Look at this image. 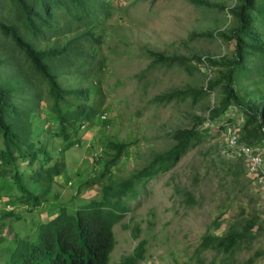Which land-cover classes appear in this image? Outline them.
<instances>
[{
  "label": "rangeland",
  "instance_id": "1",
  "mask_svg": "<svg viewBox=\"0 0 264 264\" xmlns=\"http://www.w3.org/2000/svg\"><path fill=\"white\" fill-rule=\"evenodd\" d=\"M104 1L110 6L109 16L100 14L94 30L102 38L97 53L104 66L96 76L88 78L93 84L89 85L91 94L94 90L100 94L94 99L102 102L101 111L91 123L71 135L70 140L78 142L62 155L59 141L51 142V156L61 159L65 169L39 208L28 211L27 206L15 203L18 192L14 185L0 180V264L5 258L3 250L14 245L15 239L32 233L34 225L56 214L63 205L78 207L97 198L102 186L129 178L156 154L170 150L175 143L169 134L196 125L207 129L205 140L181 156L168 172L149 181L139 199L130 202L131 211L121 225L114 226L116 244L109 264L132 256L141 242L144 256L138 264H198L194 251L206 232L224 234L253 214L260 215L261 231L228 264H246L258 252L263 254L252 264H264V214L260 208L263 195L248 176L243 161L229 157L225 151V138L243 123L241 112L230 108L227 113L235 125L220 132L217 123L210 120L218 105L220 87L194 105L191 95H178L205 89L225 70L222 66L202 70L197 65L190 73L183 66L194 68L196 58L220 63L231 60L235 46L228 37L237 27L232 12L238 0ZM15 18L10 0H0V22L17 26L19 33L24 34ZM66 21L59 19L57 27L65 28ZM75 35L46 36L33 40V44L39 50L59 49ZM152 54L182 61H167L152 69ZM9 58L15 65L0 66L5 68L0 80L17 84L24 78L16 70L26 74L28 64L0 35V60ZM64 72L71 74V70ZM255 78L236 83L238 93L252 102L259 101L264 93V80ZM77 80L62 76L60 83L67 86ZM167 96L169 100H160ZM45 116L41 111L39 117ZM42 139L49 140L45 135ZM109 142L129 147L99 185L80 189L81 184L101 171L103 161L109 157L104 149ZM31 188L35 194L43 192L37 186ZM215 220L220 223L217 230L211 229ZM134 227L140 230L137 239L132 237ZM200 259L219 263L221 257H214L209 251L203 252Z\"/></svg>",
  "mask_w": 264,
  "mask_h": 264
},
{
  "label": "trees",
  "instance_id": "2",
  "mask_svg": "<svg viewBox=\"0 0 264 264\" xmlns=\"http://www.w3.org/2000/svg\"><path fill=\"white\" fill-rule=\"evenodd\" d=\"M10 4L24 34L19 33L17 26L0 22V35L23 56L28 73H22L18 68L16 74L24 79L17 84L0 80V180L14 185L18 192L13 200L15 203L34 211L46 201L54 180L65 169L61 159L51 156L54 149L51 142L59 141L58 151L62 155L78 142L77 139L70 140L71 135H76L101 111L102 102L94 99L100 94L97 90L91 94L89 85L93 84L88 78L96 76L104 66L97 53L102 38L94 30L100 14L109 16L110 6L104 0H10ZM232 13L237 27L228 37L235 46L231 60L220 63L196 58L194 68L183 66L190 73L197 65L202 70L215 66L225 70L220 71V77L208 83L205 89L178 95L183 98L191 95L194 105L220 87L218 105L210 120L217 123L220 132L225 131L228 126L235 125V120L227 113L234 107L242 114L240 141L258 144L264 141V93L259 101L252 102L238 93L236 83L245 79L254 81L255 76L264 80V0H238ZM59 19H67L65 28L57 27ZM73 33L76 35L59 49L39 50L33 44V40L46 36L61 37ZM152 56V69L167 61H182ZM14 65L10 58L0 60V66ZM65 69L71 70V74L64 72ZM4 71L5 68H0V74ZM61 75L77 78V83L63 85ZM41 111L46 115L44 118L39 117ZM201 127L196 125L169 134L175 143L170 150L156 154L129 178L102 186L97 198L78 207L61 206L54 218L37 223L32 233L15 239L14 245L5 248L3 264H109L116 244L113 228L121 225L131 211L130 202L139 199L149 181L168 172L181 156L205 140L207 129L201 130ZM44 135L48 141L42 139ZM128 147L107 143L104 149L109 157L103 161L101 171L81 184L80 189L99 185L110 175ZM33 185L42 188L43 192L35 194ZM219 226L215 220L211 229L217 230ZM261 226L260 215L253 214L224 234L206 232L194 251L196 262L216 264V260L205 263L200 259L203 252L210 251L214 257H221L217 264H228L233 256L257 239ZM122 228L128 229V226L122 225ZM139 235V228L134 227L132 237L137 239ZM142 246L143 242L139 243L133 255L118 264H138L144 256ZM261 254L263 252H258L246 264H252Z\"/></svg>",
  "mask_w": 264,
  "mask_h": 264
},
{
  "label": "built area",
  "instance_id": "3",
  "mask_svg": "<svg viewBox=\"0 0 264 264\" xmlns=\"http://www.w3.org/2000/svg\"><path fill=\"white\" fill-rule=\"evenodd\" d=\"M226 141V154L234 159H241L245 170L263 195L260 203L261 211H264V141L258 144H246L240 141L239 126L230 131Z\"/></svg>",
  "mask_w": 264,
  "mask_h": 264
},
{
  "label": "clouds",
  "instance_id": "4",
  "mask_svg": "<svg viewBox=\"0 0 264 264\" xmlns=\"http://www.w3.org/2000/svg\"><path fill=\"white\" fill-rule=\"evenodd\" d=\"M65 206H66V205H65ZM68 207H70V206H68ZM74 207H75V206H74ZM72 208H73V207H72ZM57 213H58V212H57ZM57 213H56V214H57ZM56 214L52 215L51 217H46V219H44L43 221L46 222V221H48V220L54 218V217L56 216ZM43 221H42V222H43ZM44 222H43V223H44Z\"/></svg>",
  "mask_w": 264,
  "mask_h": 264
}]
</instances>
